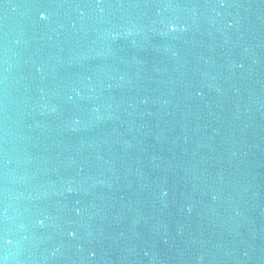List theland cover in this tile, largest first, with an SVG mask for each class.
<instances>
[{
	"label": "water",
	"instance_id": "95a60500",
	"mask_svg": "<svg viewBox=\"0 0 264 264\" xmlns=\"http://www.w3.org/2000/svg\"><path fill=\"white\" fill-rule=\"evenodd\" d=\"M0 264H264V0H0Z\"/></svg>",
	"mask_w": 264,
	"mask_h": 264
}]
</instances>
